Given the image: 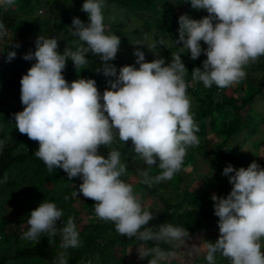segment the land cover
Wrapping results in <instances>:
<instances>
[{
  "label": "clouds",
  "instance_id": "1",
  "mask_svg": "<svg viewBox=\"0 0 264 264\" xmlns=\"http://www.w3.org/2000/svg\"><path fill=\"white\" fill-rule=\"evenodd\" d=\"M14 3L0 0V7L6 9ZM189 3L193 9L207 12L200 20L186 14L178 18L176 42L182 45L181 51L187 50L192 60L206 57L201 67L192 69V83L202 82L206 88L238 84L246 77V66L264 56V0ZM104 7L105 0H84L81 11L87 14L88 23L74 17L70 27L72 35L83 42L75 51L66 47L60 54L56 38H36L35 50L22 56L35 63L19 81L23 110L12 119L19 133L38 143L34 155L48 171L61 169L69 180L78 177L82 183L73 194L94 201L98 218L112 222L121 236L140 242V259H147L148 264H170L176 253L163 250L160 243L178 248L190 238L189 233L171 223L160 224L155 230L149 227L154 215L144 208L133 186L120 179L127 171L120 152L111 150L105 158L99 150L117 137L124 144L130 141L148 167L159 162L162 170L155 177L142 170L141 183L151 187L172 179L181 170L187 148L200 143L187 95L188 72L180 54H174L167 64L163 58L146 62L139 50L146 46L145 35L143 41L135 42L138 47L133 52L139 67L122 66L117 74L108 62L115 60L121 41L115 34H106ZM6 36L8 31L0 22V39ZM8 45L19 48L12 40ZM148 47L155 49L157 43ZM89 53L103 62L97 71L112 78L106 81L102 94L93 79L68 82L62 75L67 61L75 68L82 67L88 63ZM16 55V51H8L5 61H13ZM4 143L0 141V151ZM221 174L228 178L231 191L226 197H211L219 234L215 242L205 241L204 259L216 264L219 253L229 264H264V168L255 161L247 168L229 164ZM28 216L22 239L37 241L44 234L54 237L59 233L62 249L80 246L75 217L69 216L58 228L63 211L54 202L42 201ZM149 241L153 246L145 247ZM193 250L199 253L200 247ZM58 264H67L64 253L58 255Z\"/></svg>",
  "mask_w": 264,
  "mask_h": 264
},
{
  "label": "trees",
  "instance_id": "2",
  "mask_svg": "<svg viewBox=\"0 0 264 264\" xmlns=\"http://www.w3.org/2000/svg\"><path fill=\"white\" fill-rule=\"evenodd\" d=\"M40 1L15 0L17 6L13 10L10 6L6 9L0 7V22L5 25L8 33L15 35L18 41L30 51H34L35 47L28 43L16 24L20 15L32 12ZM61 3L58 9L60 18L57 23L50 28L46 27L45 30L42 29L48 32L45 38H56L59 41L62 33H68L66 25L74 17L82 18L88 23L87 14L81 11L82 5L65 8L67 0H62ZM105 3L137 20L143 26V30L149 32L154 39L161 38L164 45L166 44L161 58L166 62L169 63L174 54L181 55V60L188 72L185 80L190 82L187 95L196 107L195 110H191V113L199 128L195 134L200 143L198 146L187 148V159L172 179L153 183L151 187L140 182L141 171L147 170L150 177H155L162 171L158 167L159 162L155 166L148 167L134 152L130 141L124 144L117 137L110 146L101 147L99 152L105 158H107V152L111 150L120 152L121 163L127 166V171L120 179L133 186L134 194L138 196L144 208L154 215L155 218L150 221L149 227L155 230V227L160 224L171 223L173 226L186 229L190 236L187 240L211 242L218 237L219 233L218 217L214 215L211 197L213 194L217 197H226L231 191L228 178L221 173L229 164L234 168H247L253 162L241 163L243 154L240 152V147L246 144L248 137L256 133L259 124H264V56L246 66L244 69L246 77L228 88H218L216 85L206 88L202 82L193 84L192 69L201 66L206 57L201 55L198 59L192 60L187 50L181 51L182 45L176 42L179 39L178 18L186 14L190 19L200 20L207 15L205 10L193 9L189 0H105ZM42 4L46 6L47 11L53 5L46 1ZM42 24H45V21H42ZM202 43L201 47L206 48V45ZM70 49L74 50L75 47ZM58 51L60 54L64 51L59 43ZM69 64H72L70 60L66 62V66ZM127 65L134 64L127 63ZM26 72L24 68L11 71L10 68L3 66L0 69V106L6 105L15 96L19 98L16 105L6 109L0 115V141L5 142L3 150L0 151V208L9 202H15L21 211L9 225L6 226L4 221L0 222V264H5L7 260L12 264L13 262L58 264L60 253H64L67 264H89V261L91 264H124L127 247L140 248V242L135 238L121 236L116 232L112 222L98 218L93 209L94 201L83 197L82 194L78 196L73 194L74 191L78 192L82 181L78 177L69 180L61 169L54 168L48 171L46 165L34 155L38 149V143L33 147V143L28 141L26 135L19 133L16 129L12 117L23 110L20 102L19 81ZM259 108L263 112L259 111ZM250 148L255 153L260 148L264 153V135L256 143H251ZM255 162L264 168V163L256 160ZM193 164L204 167L201 174L194 173ZM188 165L191 167L186 170ZM180 173L188 176L187 183L183 181ZM5 176H7L6 181ZM30 193L42 195V198L38 199V203H30L27 195ZM20 199L25 203L20 202ZM45 199L54 202L57 208L63 211L61 222L58 221L57 225L67 221L69 216L77 217L78 211L73 208V203L79 205V211H84L83 219L79 217L75 222L79 232L80 246L62 249L59 233L54 237L44 234L35 243L28 241L27 246L17 248L12 256L8 257L5 253L6 247L15 244L18 236L27 230L28 215ZM21 225H24L23 228ZM44 246L49 249H45ZM152 246L151 241L145 245V247ZM159 246L165 251H173L174 248L163 242ZM162 264H168V262H162ZM170 264L180 263L171 259ZM192 264H207V261L202 257L195 259Z\"/></svg>",
  "mask_w": 264,
  "mask_h": 264
},
{
  "label": "rangeland",
  "instance_id": "3",
  "mask_svg": "<svg viewBox=\"0 0 264 264\" xmlns=\"http://www.w3.org/2000/svg\"><path fill=\"white\" fill-rule=\"evenodd\" d=\"M43 1H46L47 3H53L49 7V10H46V6H43ZM62 0H41L40 3H38L35 6V9L28 13V14H22L16 12L17 15H20L18 22L16 24L17 28L23 32L25 39L28 41L30 45L35 47V40L38 36L42 35L44 37L48 36V32L42 31V29H46V27L50 28L51 25L56 24L58 19L60 18V12L59 7L62 4ZM84 0H67V3L65 4V8H73V7H80L83 4ZM17 6V3H14V5L10 6V9H14ZM103 15H104V24L106 27V34H115L120 38V47L119 51L116 55L115 60L109 61L108 63L113 64L117 69V74L119 72L120 67L123 65H127V63H131L135 65V57L133 55V52L137 49L138 46H135V42L140 40L143 41L145 35L148 37V41L145 42L146 46L144 48H140L139 50H143L145 52V59L148 62L153 61L154 59L161 58V54H163L164 42H162L161 38L154 39L152 35L147 32L146 30H143V26L132 17L126 16L122 10H117L114 7L110 6L108 3H105V7L103 9ZM82 22L85 24L86 21L82 18H79ZM25 21H27V24H25ZM42 21H45V24H42ZM72 22V21H71ZM71 22H68L66 25V28L68 30V33H62V36L59 38V45L62 47V50H64L66 47H75L73 51H75L83 42L79 40L78 37L72 36V31L70 29ZM12 40L13 44H19V48H13L11 45H8L9 41ZM156 42L157 47L155 49H152L148 47V45L151 42ZM163 43V44H162ZM203 44V43H202ZM4 47V48H3ZM4 50V51H3ZM8 51H16L17 55L16 58L11 62H6L5 57L7 55ZM30 51L25 48L17 39L15 35H12L8 33V36L4 37L3 39H0V69L3 66H6L10 68L11 71H18L20 68L26 69V71L31 67L35 61H25L22 59V56L27 54ZM88 60V63L82 67L75 68L73 64H69L66 66L65 71H63L62 75L65 76L66 80L68 82L75 81L77 78H84V79H93L96 81V86L98 90L103 93V91L107 87L106 81L108 79H112L111 77H105L102 73V71H97V69L101 68L102 61L98 56H93L91 53L88 54L86 57ZM172 58V56H171ZM165 60V59H164ZM165 63L167 64L168 62ZM202 65V63H201ZM136 67H139L138 65H135ZM201 67V66H199ZM188 85L190 82H187ZM190 86V85H189ZM229 92V91H227ZM19 102V98L15 96L11 100H9L6 105L0 106V115L8 108L13 107ZM191 102V110H195L196 107H194V103L190 99ZM259 111H262V109L259 108ZM263 112V111H262ZM264 113V112H263ZM264 135V124H259L257 126V131L255 134L247 138V142L243 147H240V152L243 154V161L244 162H250V161H257L259 163H264V153L261 152L260 148L258 149V152L255 153L250 148V144L256 143L259 141ZM27 137V136H26ZM28 141L32 144L33 147L37 146V142L30 140L27 137ZM187 157L184 158V163L186 161ZM188 164V163H187ZM195 167L194 173H197L198 175L201 174L204 167L200 166L199 164H193ZM190 165H188L186 170L190 169ZM181 177H183L184 182H188V176L185 173H180ZM183 174V175H182ZM30 203H38V199L42 198V195L38 196L35 194L30 193L27 194ZM22 197V196H21ZM20 197V198H21ZM23 199V198H22ZM25 200V199H24ZM46 200V199H45ZM49 201V200H46ZM20 202H24L20 199ZM50 202V201H49ZM144 205H147L146 202H143ZM73 208L78 211L77 217H75V222L79 217L83 219L84 217V211H79L78 204L73 203ZM15 204V202H9L5 206L0 208V222L4 221L5 225H9L10 222L13 221L14 217L19 215L21 211L19 210ZM86 217V216H85ZM80 218V219H81ZM67 220V219H66ZM64 222V221H63ZM66 222V221H65ZM64 222V223H65ZM58 224L57 227H62L63 224ZM24 225H21V228H23ZM202 234V233H200ZM208 234H212L209 233ZM219 234V233H218ZM22 234L18 236V239L15 244L8 245L6 247V255L9 257L12 256L14 251L17 248H23V246H27V240H24L21 238ZM217 239V238H216ZM216 239H213L211 242H215ZM32 243H35V241H32ZM262 244V251H264V240L261 241ZM204 242H197L194 240H186L185 244L181 245L180 247H174L173 251L176 253V256L173 257L175 262L183 264L188 263L192 264L195 259H200L204 257L205 255V249L203 248ZM194 246H199L200 251L199 253L195 252L193 250ZM45 249H49V247L44 246ZM140 248L135 246H129L126 249V258L124 264H148V261L145 259H140L138 252ZM151 257H149L150 259ZM225 257L221 256L219 253L216 254L215 261L216 264H229V261H225ZM30 261V260H29ZM34 262V260H32ZM227 262V263H226ZM12 264V262H7L5 264ZM13 264H16L13 262ZM162 264V262H161Z\"/></svg>",
  "mask_w": 264,
  "mask_h": 264
}]
</instances>
